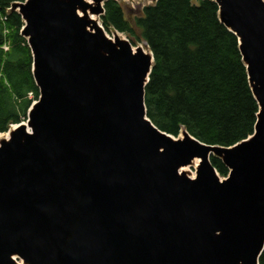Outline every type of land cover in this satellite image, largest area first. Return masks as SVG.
<instances>
[{
  "label": "water",
  "instance_id": "obj_1",
  "mask_svg": "<svg viewBox=\"0 0 264 264\" xmlns=\"http://www.w3.org/2000/svg\"><path fill=\"white\" fill-rule=\"evenodd\" d=\"M107 1L10 8L24 21L40 95L26 122L0 137V264H259L264 0H213L238 38L259 107L254 133L232 147L187 131L175 137L150 121L154 56L105 34ZM196 160L194 177L182 171Z\"/></svg>",
  "mask_w": 264,
  "mask_h": 264
},
{
  "label": "trees",
  "instance_id": "obj_2",
  "mask_svg": "<svg viewBox=\"0 0 264 264\" xmlns=\"http://www.w3.org/2000/svg\"><path fill=\"white\" fill-rule=\"evenodd\" d=\"M0 0V134L25 120L39 98L33 57L22 36L24 21L14 2ZM127 15L123 3L109 0L101 23L146 43L154 56L145 104L150 121L178 137L183 131L202 143L232 147L254 133L259 107L253 96L238 38L219 19L213 0H158ZM7 45L5 51L3 46ZM34 100V101H33ZM220 177L223 162L212 157ZM259 264H264V252Z\"/></svg>",
  "mask_w": 264,
  "mask_h": 264
},
{
  "label": "rangeland",
  "instance_id": "obj_3",
  "mask_svg": "<svg viewBox=\"0 0 264 264\" xmlns=\"http://www.w3.org/2000/svg\"><path fill=\"white\" fill-rule=\"evenodd\" d=\"M194 2H196V0H194ZM123 3V8L125 9L127 15L131 14V11L138 14L141 12V10L148 6V5H152L153 3L150 2V1H142V0H128L126 2H122ZM97 21H98V18L96 17ZM100 25L102 26V23H101V18H100ZM105 34L107 36H109L110 38H114V31L111 30V31H106L104 30ZM120 36H122L123 38H127V36L125 34H122V33H118ZM128 39V38H127ZM143 46L144 47V50L148 53H150V50L149 48L146 46V43L143 42V43H137V46ZM34 101V100H33ZM36 101V100H35ZM34 101V102H35ZM33 102V103H34ZM28 114V112H27ZM26 119H27V115H26V118L25 120H23V122H26ZM199 165V162H197L195 165L193 166H188L186 168H184L183 171H187V173L191 176V177H194L196 175V170H197V166ZM221 179H224V177H221Z\"/></svg>",
  "mask_w": 264,
  "mask_h": 264
},
{
  "label": "bare ground",
  "instance_id": "obj_4",
  "mask_svg": "<svg viewBox=\"0 0 264 264\" xmlns=\"http://www.w3.org/2000/svg\"><path fill=\"white\" fill-rule=\"evenodd\" d=\"M92 18H93V19H95V20L97 21V19H96V17H95V16H93ZM119 36H120V35H119ZM120 37H122V36H120ZM6 136H7V135H6V134H4V135H1L0 137H6ZM197 162H198V161L196 160V161H195V163H197ZM183 170H184V169H183ZM183 170H182V171H183Z\"/></svg>",
  "mask_w": 264,
  "mask_h": 264
},
{
  "label": "built area",
  "instance_id": "obj_5",
  "mask_svg": "<svg viewBox=\"0 0 264 264\" xmlns=\"http://www.w3.org/2000/svg\"><path fill=\"white\" fill-rule=\"evenodd\" d=\"M3 49H4L5 51H7V50H8V46H7V45H4V46H3Z\"/></svg>",
  "mask_w": 264,
  "mask_h": 264
}]
</instances>
